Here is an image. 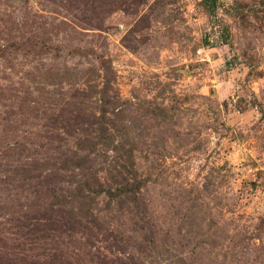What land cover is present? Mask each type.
I'll list each match as a JSON object with an SVG mask.
<instances>
[{"label": "rangeland", "instance_id": "374dc122", "mask_svg": "<svg viewBox=\"0 0 264 264\" xmlns=\"http://www.w3.org/2000/svg\"><path fill=\"white\" fill-rule=\"evenodd\" d=\"M0 264H264V0H0Z\"/></svg>", "mask_w": 264, "mask_h": 264}]
</instances>
